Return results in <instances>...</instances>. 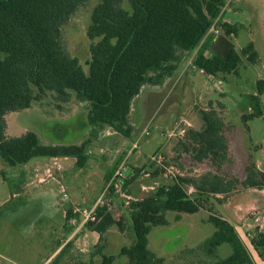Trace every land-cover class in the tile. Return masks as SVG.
Listing matches in <instances>:
<instances>
[{
    "label": "trees",
    "instance_id": "1",
    "mask_svg": "<svg viewBox=\"0 0 264 264\" xmlns=\"http://www.w3.org/2000/svg\"><path fill=\"white\" fill-rule=\"evenodd\" d=\"M88 1L0 0V158L11 167L39 156L74 157L77 166L84 167L92 138L106 128L130 138L134 132L129 120L134 98L145 85L161 86L175 77L187 55L197 48L194 65L215 77L238 73L244 57L252 63L259 57L253 41L240 50L234 48L226 58L211 50L213 40L206 35L212 26L228 37L238 36L242 28L221 20L228 0H99L86 31L93 41L86 69L64 46L62 28ZM257 89L256 94L250 95L253 107L242 116L245 122L263 115L264 79L257 81ZM73 96L85 104L92 138L79 144H42L31 130L19 136L7 134L9 113L23 111L33 102L47 98H53L62 108ZM209 104V108L199 111L201 127H188L183 143L193 160L209 163L216 170L180 177L131 202L129 214L135 242L122 246L117 255L98 251L102 253L98 264H113L123 256L124 264H165L166 258L149 248V234L154 226L169 224L167 211L178 215L196 213L208 195L228 198L246 189H264V171L251 156L242 166L243 178L223 171L225 165L240 159L233 144L235 129L212 101ZM131 179H127L124 188ZM7 204L0 205V215ZM96 214L97 219L88 221L86 226L102 237L114 219L106 204L99 205ZM75 215L74 207H68L66 219ZM208 220L216 230L199 248L201 255L214 259L213 264H255L230 221L214 213L209 214ZM224 243L232 246V253L215 260L218 247ZM70 244L71 241L66 242L47 264H56ZM252 244L263 258L264 233L256 232ZM203 262L207 260L203 258L198 264ZM85 264L95 263L92 258Z\"/></svg>",
    "mask_w": 264,
    "mask_h": 264
},
{
    "label": "rangeland",
    "instance_id": "2",
    "mask_svg": "<svg viewBox=\"0 0 264 264\" xmlns=\"http://www.w3.org/2000/svg\"><path fill=\"white\" fill-rule=\"evenodd\" d=\"M98 2L89 0L80 6L62 28L64 46L80 59L86 69L93 42L86 31L92 10ZM221 20L242 27L238 36L229 38L238 50L253 41L259 52L258 59L252 63L244 57L238 73L215 77L193 67L197 48L187 55L177 75L161 85L166 89L171 81L166 93L156 99L151 111L143 104L141 97L144 91H141L132 102L129 120L134 132L130 138L135 140L147 125L151 134L140 140L139 147L127 162L128 172L122 179L112 180L124 155L122 149L130 146L129 137L118 132L107 136L104 131L92 138L85 104L75 96L62 108L57 107L53 98H47L42 102H33L28 109L7 115L8 135L19 136L31 130L38 134L42 144H79L87 138H92V142L84 167L77 166L74 157L59 158L61 167L47 156L35 157L16 167L7 165L0 158V204L8 202L0 215V264H47L68 241H71L70 246L56 264H85L92 258L98 264L102 259V253L98 251L117 255L122 246L133 244L136 234L129 214L131 202L155 193L160 186L170 185L180 177L216 170L209 163L195 165L189 152L177 162L174 152L179 149L180 143L183 144L185 134L170 135L173 129L178 131L181 127H190L187 123L194 122L196 118L193 116L198 117L200 122L195 127L199 128L202 125L199 111L209 108V101L235 129H232L233 144L240 159L225 165L223 171L243 178L245 172L242 166L248 162L249 156L264 171V93L261 95L263 115L247 122L242 117L253 107L250 95L257 93V81L264 79V0H228ZM218 35L213 32L210 38L214 41ZM184 69L189 71L187 78L180 75ZM220 102L224 106H220ZM174 103L176 117L171 111ZM166 139L171 151L161 146ZM157 152L165 156L161 166L151 160ZM180 162L182 167H177ZM27 176L36 177L37 181L46 180L37 182L38 188L26 189ZM131 177L133 179L124 188ZM64 190L68 195L65 200ZM48 191L54 194L55 202L40 198ZM218 197L222 196L204 197V205L196 213L178 215L176 211H167L169 224L152 228L149 248L158 256L165 257V264H198L203 258L207 262L202 264H213L214 259L205 258L199 248L216 230L208 220L209 214L214 213L236 226L251 255L258 259V264H264V257H260L252 244L256 232L264 233V189H246L229 200ZM98 200H101V205L109 207L114 219V224L102 237L86 226L79 212H75L72 219H66L68 207L73 206L75 211L77 207H89ZM59 242L63 243L54 251ZM232 251L230 244H222L218 247L215 260L226 258ZM124 262L123 256L116 258L113 264Z\"/></svg>",
    "mask_w": 264,
    "mask_h": 264
},
{
    "label": "crops",
    "instance_id": "3",
    "mask_svg": "<svg viewBox=\"0 0 264 264\" xmlns=\"http://www.w3.org/2000/svg\"><path fill=\"white\" fill-rule=\"evenodd\" d=\"M184 74V75H183ZM180 75L181 76H184L183 78H187L188 76H189V71H187V72H185V69L180 73ZM174 78V77H173ZM172 78V79H173ZM170 83H171V81H170ZM169 82L167 83V87H166V89H163L161 86H152V85H145L143 88H142V90L141 91H144V94L142 95V101L144 102L143 104L147 107V109L149 110V111H151V107L153 106V104H155V102L157 101L156 99H158L159 98V96L160 95H162V94H164V93H166V91H167V89H168V85L170 84ZM205 92V91H204ZM203 92V93H204ZM203 96V95H202ZM176 107V105H175V103L172 105V109H171V111H172V114H174L175 115V117H176V114H177V109L175 108ZM175 108V109H174ZM171 111H169V114H170V112ZM181 117V116H180ZM178 118V117H177ZM193 118H196L195 120H194V122L193 123H191L192 124V126H190L191 128H194V129H199L198 127H195V126H197V125H199V119H197L198 117H195V116H193ZM183 120H187L186 118H184ZM198 120V121H197ZM105 131H107V132H111L110 134H115L116 132L115 131H110L109 130V128H106L105 129ZM104 132V131H103ZM108 136V135H107ZM131 139V140H130ZM128 140H129V143H131L134 139H132V138H128ZM183 142H185L186 143V140H185V137H184V141ZM180 147H179V149L177 148L176 150H175V152H174V157H175V160H177V162L178 161H181V160H183L184 158V156L186 155V153H188V151L186 150V148H185V144L183 143H180ZM161 146H162V148H167V149H169V151H171L170 149V143H169V140L168 139H166V141L163 143V144H161ZM137 156H138V154H136L135 155V158H137ZM54 161H55V163H58L59 164V166L61 167V164H60V162L58 161V159L59 158H61V157H51ZM63 158H65V159H67L68 157H63ZM177 158V159H176ZM193 160V159H192ZM194 161V164L195 165H200V164H205L206 162H198V161H196V160H193ZM28 163V162H27ZM176 166L177 167H182V163L180 162V164L178 163V164H176ZM258 166V165H257ZM259 167V166H258ZM262 170V169H261ZM196 176H198V175H196ZM59 177V176H58ZM50 178H52V179H55V176H51ZM44 180H46V179H40L39 181H37L36 180V177H32V176H27V178H26V182H25V185H24V188H30V189H34L35 188V186H37V188L39 187L38 185H37V182L38 183H40V182H42V181H44ZM47 182V181H46ZM50 186L52 187L53 186V184L51 183L50 184ZM49 189H51L50 187H49ZM252 189V188H251ZM254 189H256V188H254ZM38 190V189H37ZM36 190V191H37ZM40 190H43V189H40ZM216 195H220V196H222L221 194H216ZM40 198H45V199H48V200H53L54 202H55V198H54V194L52 193V192H50V191H48V193H44V195H41L40 196ZM218 198H223V196L222 197H218ZM231 197H228V198H226V199H224V200H229ZM64 200V199H63ZM4 203H6V201L4 202ZM4 203H1V204H4ZM0 204V205H1ZM221 216V215H220ZM223 217V216H222ZM224 218V217H223ZM226 219V218H225ZM228 220V219H227ZM229 221V220H228ZM235 226V225H234ZM236 227V226H235ZM248 247V246H247ZM248 249H249V247H248ZM56 251V250H55ZM249 251H250V249H249ZM252 258H253V261L255 262V264H258V259L255 257V256H253L252 255Z\"/></svg>",
    "mask_w": 264,
    "mask_h": 264
},
{
    "label": "built area",
    "instance_id": "4",
    "mask_svg": "<svg viewBox=\"0 0 264 264\" xmlns=\"http://www.w3.org/2000/svg\"><path fill=\"white\" fill-rule=\"evenodd\" d=\"M213 32L219 34L220 31L215 26H212L210 28V30L208 31L206 36L210 37V35ZM193 67L199 69L196 65H194V63H193ZM199 70L202 73H205V71L203 69H199ZM219 83H222V81L219 80ZM187 124H188V126H192L191 123H187ZM187 128L188 127H181V128L178 129V131H175V129H173V130L170 131V135H174V134H176V135L177 134L178 135H184ZM109 130H110V128H109ZM105 132H106L107 135H109L111 133V132H107V131H105ZM150 134H151V131H150V128L148 127V125H147V127L142 131V133H140L138 135V137L130 143L129 147H124L122 149L124 155H123L122 159L120 160L119 165L115 169V172H114L112 180H114V179H122L126 175V173L128 172L127 162L129 160L131 154L139 147L140 140L143 137L150 136ZM151 160L153 162H155L156 165L161 166V165L164 164L165 156L161 152H157V153H155V154H153L151 156ZM63 195H64V200H65V198L68 196L67 193L65 192V190L63 191ZM101 204H102L101 200H98V201L94 202L89 207H84V208L77 207V208H75V212H79L80 216L83 219V222H85V223H87L88 221H95L97 219L96 209Z\"/></svg>",
    "mask_w": 264,
    "mask_h": 264
},
{
    "label": "water",
    "instance_id": "5",
    "mask_svg": "<svg viewBox=\"0 0 264 264\" xmlns=\"http://www.w3.org/2000/svg\"><path fill=\"white\" fill-rule=\"evenodd\" d=\"M234 48H236V44L224 34H219L216 40L211 44L213 53L224 58H226Z\"/></svg>",
    "mask_w": 264,
    "mask_h": 264
}]
</instances>
